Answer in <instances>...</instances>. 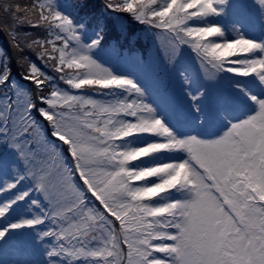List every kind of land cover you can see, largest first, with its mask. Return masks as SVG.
<instances>
[{
    "label": "snow or ice",
    "instance_id": "6c2138e0",
    "mask_svg": "<svg viewBox=\"0 0 264 264\" xmlns=\"http://www.w3.org/2000/svg\"><path fill=\"white\" fill-rule=\"evenodd\" d=\"M231 2L166 0L156 7L158 0H104L107 8L157 30L168 66L187 45L204 81L231 73L254 75L264 86V41L244 38L235 25L229 29L235 38L228 40L217 24L190 23L226 15ZM253 2L264 15V0ZM21 26L47 32L38 37L18 31ZM0 32L30 84L26 90L11 81L7 58L0 60V151L15 153L14 181L0 187L14 199L0 206V217L29 192L38 194L31 204L40 209L39 216L0 229V242L19 229H33L37 243L51 238V245L42 243L43 264H58L54 257L69 264H264V93L250 96L253 114L229 122L218 138L178 136L132 79L91 58L100 34L83 43L80 28L51 0H0ZM84 89L126 95L104 101L80 94ZM230 104L224 98L213 106ZM136 134L153 139L135 148L118 143ZM171 153L183 159L162 155ZM154 154L155 163L133 164ZM21 181L31 183L29 191H15ZM162 194L172 198L153 203ZM45 221L46 231L34 228Z\"/></svg>",
    "mask_w": 264,
    "mask_h": 264
},
{
    "label": "rangeland",
    "instance_id": "374dc122",
    "mask_svg": "<svg viewBox=\"0 0 264 264\" xmlns=\"http://www.w3.org/2000/svg\"><path fill=\"white\" fill-rule=\"evenodd\" d=\"M160 3V6L163 5V3H166V0H158ZM67 2L70 4L68 5ZM51 4L52 6L55 8L56 11L60 12L62 15H66L68 16L70 19H72L73 23L75 26H77L78 28H80V36H81V40L83 43H87L90 41V39L96 38V32H89V30H87V28L89 27L90 22L92 21V19L94 17H96L97 15H101L104 16L106 13V9H105V3L104 0H51ZM249 6L252 7L253 11V15L251 16V18L248 19V17L241 19V16H238L237 14V8L231 4V6L229 7L227 14L224 15L225 19L227 20V24H229L230 26L235 25V27L237 28H241V30L248 32L250 31V25L252 22H255L256 20L259 21L260 23V27H261V36L259 38V40L264 41V15H262V13L259 10V6L256 5L253 0H250L248 2ZM74 9V10H73ZM239 11V10H238ZM75 12H77V14H75ZM78 14L82 15H89L90 16V20L89 21H83L79 17ZM237 14V15H236ZM220 18H215V17H205V18H201V19H196L194 22H190L191 24L194 25H198V26H203L206 23H212V24H216L217 21H219ZM82 26V27H81ZM121 26V25H120ZM240 31V30H239ZM242 35V34H241ZM244 38H247L246 36L242 35ZM156 37V36H154ZM225 38V35H224ZM226 39V38H225ZM249 39V38H247ZM259 41V42H261ZM258 42V41H256ZM160 46V44H159ZM185 46V45H184ZM157 51L154 52V50L152 49V51L150 52V58L147 62V68L149 71L153 72V69L156 66V62H157ZM161 48H160V53L159 55H161ZM89 55L91 56L92 59H94L97 63H99L101 66L107 68L110 72H112L114 75L117 76H122L125 78H130L129 72L131 69V66L127 63H125L123 60H119V61H115L114 65L116 67L115 68H111L110 67V60L113 59L112 54L105 51V50H101L99 47H97L96 49H93ZM256 55H258V53H256ZM246 58H251V56H241V57H237V59H246ZM163 59V57H162ZM109 62V63H108ZM47 69V68H46ZM49 70V69H47ZM50 71V70H49ZM183 76L186 78V75L188 72L183 71ZM249 77H253L256 81H258V79L253 75V76H249ZM134 78V77H133ZM134 83L137 84L135 78H134ZM259 83V81H258ZM57 87L61 88V89H65L66 86L56 82ZM139 87V85H137ZM180 87L181 89L179 91H177L179 97L181 98V104L184 105L185 110L188 112H195L197 114L198 119H202L201 117H199V113H197L198 108L197 107H201L202 103H200V101L196 100V101H191L189 99V95H193L191 90L189 88L186 87V85L184 84V81H182L180 83ZM238 90L241 91V95L244 99H246L248 102L251 103V101L249 100V97L252 95H261L262 93H264V86L261 87L260 90L258 91H254L251 89H245V88H240L237 87ZM67 90V89H65ZM92 90V89H91ZM80 94L88 96V97H92L94 99H98V100H104V101H110V100H114V99H118V96L115 95H111L110 93H106L104 92V94H99L96 92H88V91H84L81 90ZM147 99L148 96L145 95ZM120 98H123V96H120ZM145 97H143V101L145 103H148L154 111V114L157 118H160L162 120V123L165 124V126H167L174 134L178 135V136H184L183 132H180V129H183V124L181 123V120H179L178 124H176L173 119H172V113L168 112V111H164L162 112L160 109H156L155 107H153L146 99ZM129 99H131V97H129ZM158 102L157 99H155V103ZM236 107L237 104L235 103ZM218 106L212 107V111L210 113V115L213 117V122L216 125V131H219L218 135H214L213 138H218L220 135L223 134L224 131H226L227 125L229 122H235L236 120H233L231 118H229L228 116H224L223 115H219L221 114V108L217 109ZM254 112V107H252L251 109L248 108L247 106H242L241 108L238 109V111L236 112L237 115V120L238 119H243L248 115L253 114ZM184 114V113H183ZM125 119H130L128 117H125ZM204 120V119H203ZM203 122V121H202ZM201 122V123H202ZM195 128V127H193ZM140 134H136L133 136H129L127 138H124V140L119 141L118 143L120 144V146L123 148L124 146H128V147H141L143 145H145L148 142H151L153 138H148V139H144L141 138L139 136ZM185 135H195L197 136V138L204 140V137H201V135L199 134L198 130L196 129L195 131H191L186 133ZM165 157H167L168 155H172V156H177L180 159H183V154L182 153H171V154H162ZM0 157V161H1ZM159 158L158 155L154 154L153 157H149V158H144L143 160H138L133 162V164L136 165H140V166H147L148 164L151 163H155L157 161V159ZM9 160H14V156H10V158H7ZM6 158L3 159V161L7 160ZM7 160L6 162L9 163V165L11 166V164L13 162ZM11 177V178H10ZM8 181V182H13L14 181V175L12 173L11 167H9L7 170L5 168H2L0 166V187H3L4 182ZM27 188L24 190H27L29 187L26 186ZM16 192H23L21 189H19V184L17 186V189L15 190ZM11 194H3L2 192H0V206H3L4 204H6L10 199H14V193L13 192H8ZM176 195H179L178 193ZM172 197L169 196L168 194H164L162 197H160L156 202L153 201V203H163L165 201V199H171ZM17 204V203H16ZM28 209H25V212H27ZM11 213V215H9ZM7 217H0V229L7 227V225L9 223H14L17 222L20 219H31L32 217H26V215L24 214L23 211H20L17 208H14V205L9 209V211L6 213ZM47 223H44L42 225H38V226H34L35 229H38L40 231H46L47 227H46ZM29 230L31 235L27 234V231ZM10 232L12 233V235L9 237L8 240L0 242V251L2 254V258L4 260V264H33V260L30 259L27 255V253H35L38 255L39 259H43L44 256V248L42 247V243H47L48 245H51L53 243V240L51 238H47L45 239L42 243H37L35 241V234H34V230L33 229H19V230H10ZM8 234L6 233V236ZM15 236H20L19 238L21 239L22 243L17 241V240H13L15 238ZM19 244V251L15 248V244ZM41 245V246H40ZM40 246V247H38ZM37 252V253H36ZM20 254V255H19ZM32 260V261H28L27 263H24L25 261H27L28 259ZM54 260H58V264H69V262L66 259H60L59 257H54L52 258ZM73 264H86L85 261H81V260H77L74 261Z\"/></svg>",
    "mask_w": 264,
    "mask_h": 264
},
{
    "label": "trees",
    "instance_id": "16d2710c",
    "mask_svg": "<svg viewBox=\"0 0 264 264\" xmlns=\"http://www.w3.org/2000/svg\"><path fill=\"white\" fill-rule=\"evenodd\" d=\"M25 2H31V0H25ZM18 31H23V32H30L32 33L34 36H38V37H43L47 30L46 29H35V28H29L27 26H21L17 29ZM0 60H3L4 58H7V66L10 70V80L12 81V78H16L21 82L26 83L29 88H30V84L27 81H23L22 76H21V69L16 65V54L13 53L8 38L7 36L3 33L0 32ZM24 55H27L29 57V59L34 63V64H39V61H37L35 59V57L32 55V53L30 52H25ZM43 66V65H41ZM45 74L48 75H53L49 70H45L43 71ZM179 71H171L172 74V80L171 82L174 84V82L178 83V79H179V75H178ZM3 154H6V151H2Z\"/></svg>",
    "mask_w": 264,
    "mask_h": 264
},
{
    "label": "clouds",
    "instance_id": "9594fccd",
    "mask_svg": "<svg viewBox=\"0 0 264 264\" xmlns=\"http://www.w3.org/2000/svg\"><path fill=\"white\" fill-rule=\"evenodd\" d=\"M217 51H224V49H218Z\"/></svg>",
    "mask_w": 264,
    "mask_h": 264
}]
</instances>
